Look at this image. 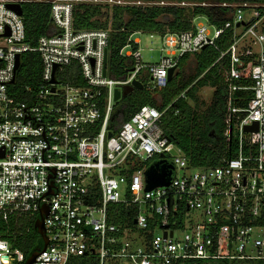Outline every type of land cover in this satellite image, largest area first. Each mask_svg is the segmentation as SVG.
I'll return each mask as SVG.
<instances>
[{
    "label": "built area",
    "instance_id": "1",
    "mask_svg": "<svg viewBox=\"0 0 264 264\" xmlns=\"http://www.w3.org/2000/svg\"><path fill=\"white\" fill-rule=\"evenodd\" d=\"M31 2L50 4L57 30L41 36L36 47L26 42L23 16L9 8ZM77 4L176 3L0 0V218L37 219L48 206V244L33 264L82 258L96 264L264 261V1L181 2L226 9L227 20L211 23L197 16L194 29L160 36L157 63H143L140 47L127 46L130 51L121 54L134 66L123 79L108 76L110 31L74 27ZM226 34L228 44L221 49L218 40ZM208 45L219 51L215 64H221L227 87L224 138L234 142V156L191 167L160 126L164 112L151 105L111 130L124 97L115 100L116 89L136 88L134 80L149 91L163 89L183 55ZM29 51L39 53L42 71L36 89L25 88L31 98L20 100L11 92L16 58ZM238 91L252 92L244 106L236 105L245 99ZM255 122L257 130L245 129ZM161 155L175 163L176 175L171 184L146 190L144 172ZM0 264H26L25 253L1 235Z\"/></svg>",
    "mask_w": 264,
    "mask_h": 264
},
{
    "label": "trees",
    "instance_id": "2",
    "mask_svg": "<svg viewBox=\"0 0 264 264\" xmlns=\"http://www.w3.org/2000/svg\"><path fill=\"white\" fill-rule=\"evenodd\" d=\"M151 1V0H146ZM153 1V2H159ZM199 1H166L176 4L166 5H123L113 6L111 21L102 19L103 9L97 5L77 4L73 13V22L76 29H108L110 31L108 76L114 79L126 78L128 71L133 68L132 58L123 56L121 51L130 46L137 49L138 43L132 40L135 32H149L159 36L166 33H179L194 29V19L197 16H206L211 23H223L226 9L204 7L200 5L181 6V2L201 3ZM239 1V0H218ZM264 1V0H257ZM23 20L26 31V42L36 47L43 35L57 32L51 19V6L46 2L23 3ZM219 20L216 19V14ZM126 16V17H125ZM228 44V34L218 40L221 49ZM192 55H183L178 63V72L163 89L156 91L159 97L152 95L146 86L143 89L132 88L116 106L110 128L116 132L133 113L143 105H151L163 111L160 126L167 137L175 142L188 158L191 167H209L220 163L224 157L236 154L233 141L226 142L224 138V114L227 87L223 81L221 64L216 63L219 51L208 45L193 56L196 61L195 73L187 79L182 77L181 66ZM226 65V61L223 63ZM42 71V61L38 52L29 51L20 57V66L16 71L15 82L11 87L12 95L20 100H29L33 92L26 91L30 86L36 89ZM214 88L212 103L207 114L202 118L196 114L187 99L196 100V93L203 87ZM184 93L185 97L181 94ZM250 91H238L236 96L244 97L243 101H236V105L244 106L251 97ZM214 133V136L212 135ZM36 217L20 216L11 218L8 222L0 218V235L8 238L14 247L21 249L27 258L36 250L43 247L44 242L38 230L34 227ZM26 227L30 228L28 231ZM231 262L226 264H238ZM241 263L248 264L244 261ZM73 264H96L87 259H78ZM254 264H264L257 261Z\"/></svg>",
    "mask_w": 264,
    "mask_h": 264
},
{
    "label": "rangeland",
    "instance_id": "3",
    "mask_svg": "<svg viewBox=\"0 0 264 264\" xmlns=\"http://www.w3.org/2000/svg\"><path fill=\"white\" fill-rule=\"evenodd\" d=\"M142 1H146V0H142ZM151 1H158V0H151ZM162 1L179 2L182 0H162ZM185 1H199V0H185ZM206 1L216 2L218 0H206ZM112 7L113 6L104 7V9H103L104 15L101 16L102 19H108L109 21H111L110 17L112 15ZM198 22L207 26L210 31L213 30L212 27L205 21V19H201ZM132 40H134V41L139 40L140 41L139 47L141 49V55H142V62L143 63H157L158 61H160L161 38L159 35L154 34V36L151 38L149 32L140 31V32H135L132 35ZM124 51L126 53H128L130 51V47H125ZM194 54H191L192 56L188 60H186V62L180 68V70L182 71V77L185 79L192 76L196 71V61H195V58L193 56ZM178 70H179V68L177 67L176 73L178 72ZM176 73H175V75H176ZM120 89L122 90V92L124 91V87H120ZM213 92H214L213 87L206 86V87H203L202 89H200L196 93V97H197L196 100L190 99V98L187 99L188 103L192 107H194V110H195L196 114H198L199 117L203 118L207 114L208 107L212 103ZM152 95L159 97L158 96L159 94L156 91H154L152 93ZM121 101H122V99L119 100L118 103H121ZM223 130H224V128H223ZM212 135L214 136L213 132H212ZM180 174H182V171L179 172V175ZM26 229L28 231L30 230L29 227L28 228L26 227ZM244 262H246L248 264H254L257 261H244ZM238 264H244V263L240 262Z\"/></svg>",
    "mask_w": 264,
    "mask_h": 264
},
{
    "label": "water",
    "instance_id": "4",
    "mask_svg": "<svg viewBox=\"0 0 264 264\" xmlns=\"http://www.w3.org/2000/svg\"><path fill=\"white\" fill-rule=\"evenodd\" d=\"M9 8L12 10L16 11L19 15L23 14L22 6L18 4H10ZM9 32H7V35ZM205 48V47H204ZM107 62V50L105 54V63ZM20 66V56L18 55L16 58V66H15V71ZM57 66H55V69ZM177 67L174 66L170 68L168 72V81H170L175 73H176ZM106 70L104 69V74ZM15 82V77L12 80V83ZM52 82H55V78L53 77ZM133 85L138 88V89H143L144 86L139 80H134ZM127 93V90H124L121 92L119 89H116L115 91V100H119L121 95H125ZM258 128V123L255 122L253 125H248L245 126V129L248 131L251 130H257ZM109 137L112 136V133L109 132L108 134ZM145 182H146V190H151L155 187L158 186H166L172 183L175 175H176V165L173 161L164 158V155H161V158L155 159L149 163L147 166L145 172ZM48 206L44 205L41 210H40V216L35 220L34 227L38 230L39 234L41 235L44 245L43 248H45L48 244V237L45 233V228H44V219L45 216L48 214ZM39 254V249L33 252L26 260V264H33L37 255Z\"/></svg>",
    "mask_w": 264,
    "mask_h": 264
},
{
    "label": "crops",
    "instance_id": "5",
    "mask_svg": "<svg viewBox=\"0 0 264 264\" xmlns=\"http://www.w3.org/2000/svg\"><path fill=\"white\" fill-rule=\"evenodd\" d=\"M137 41H139V40H137Z\"/></svg>",
    "mask_w": 264,
    "mask_h": 264
}]
</instances>
